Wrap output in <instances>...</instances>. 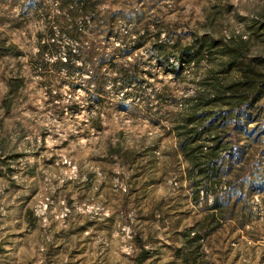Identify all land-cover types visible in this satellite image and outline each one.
I'll use <instances>...</instances> for the list:
<instances>
[{
    "label": "rangeland",
    "instance_id": "374dc122",
    "mask_svg": "<svg viewBox=\"0 0 264 264\" xmlns=\"http://www.w3.org/2000/svg\"><path fill=\"white\" fill-rule=\"evenodd\" d=\"M95 2L0 0V264H264V97L231 130L213 220L172 129L206 65L173 45L215 29L264 52V0Z\"/></svg>",
    "mask_w": 264,
    "mask_h": 264
},
{
    "label": "trees",
    "instance_id": "16d2710c",
    "mask_svg": "<svg viewBox=\"0 0 264 264\" xmlns=\"http://www.w3.org/2000/svg\"><path fill=\"white\" fill-rule=\"evenodd\" d=\"M80 8L82 12L87 11L84 6ZM95 11L96 2L92 0V15H95ZM74 13L72 10L71 14ZM254 26L263 29L264 34V19L254 23ZM53 31L51 27L49 32ZM215 32V29L195 31L191 41L185 45L179 42L173 45L174 58L180 69L184 66L198 68L202 61L206 64L196 81L195 90L183 97L180 107L174 113L172 129L188 164L187 176L194 200L200 197L201 192L215 193L208 207L214 210L205 216L211 220L214 219L213 212L221 207V200L225 196V192L219 195L217 188L224 176L226 161L236 144L231 130L241 120L253 121L256 116L254 112L264 97V52L250 53V37H243L242 33L232 32L228 37H222ZM140 36L142 38L139 40L158 42L160 29L151 32L147 29ZM56 47L55 41L39 40V53ZM119 50L125 53L127 49ZM158 50L167 55L169 49L159 47ZM75 55V51L66 48L67 58L71 59ZM116 62L112 60L111 64L117 65ZM120 75L124 83L140 81L137 69L122 67ZM9 85L11 90L13 81ZM211 178L208 183L207 180ZM194 230H200L199 224L195 225Z\"/></svg>",
    "mask_w": 264,
    "mask_h": 264
}]
</instances>
